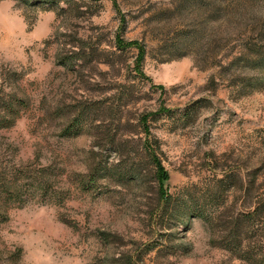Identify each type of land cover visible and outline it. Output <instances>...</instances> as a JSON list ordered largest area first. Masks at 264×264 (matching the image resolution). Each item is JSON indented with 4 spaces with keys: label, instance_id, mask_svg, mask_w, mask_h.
I'll return each instance as SVG.
<instances>
[{
    "label": "rangeland",
    "instance_id": "374dc122",
    "mask_svg": "<svg viewBox=\"0 0 264 264\" xmlns=\"http://www.w3.org/2000/svg\"><path fill=\"white\" fill-rule=\"evenodd\" d=\"M262 27L264 0H0V264H249L207 219L264 196V86L217 62ZM41 169L52 195L3 187Z\"/></svg>",
    "mask_w": 264,
    "mask_h": 264
},
{
    "label": "trees",
    "instance_id": "16d2710c",
    "mask_svg": "<svg viewBox=\"0 0 264 264\" xmlns=\"http://www.w3.org/2000/svg\"><path fill=\"white\" fill-rule=\"evenodd\" d=\"M29 1L30 0H23L24 4H28ZM60 1L61 0H52V2L55 4H59ZM221 11V7L216 9L217 23L221 22ZM252 29L256 30L258 28L254 27ZM187 40V44L194 42L196 40L195 35L187 38L186 41ZM235 40L236 43H238V51L233 54L231 58H227V60L222 58L217 60L221 67L220 71L225 75H229V85H236L243 91L264 86V27H262L255 36L236 38ZM182 45L183 44H181V46ZM185 55L186 54H181V56H176V58ZM61 63L64 65H70L71 60H69V58H65L61 61ZM137 69L139 70L140 76L148 79V77H146L141 71L140 66H138ZM22 105H24L23 102L14 97H9V99L6 101H0V108L2 111V115H0V122L6 125L13 124L16 121L17 113H19V107ZM159 111L160 110L154 112V114ZM147 119L148 114H144L141 117L140 122L146 126ZM79 123L80 121L78 118L74 119L72 123L67 126L66 132L68 133L71 129L78 126ZM146 141H149L148 138H146ZM147 142H144V144H147ZM147 151H149L148 147ZM148 157L156 167V176L159 186L160 188H163L164 182L168 179L167 175L165 174L164 167L153 150L148 153ZM105 170V166H95V168H92L89 171V177L86 175L87 182L89 184L95 185L98 180L104 176ZM49 175V171H46V169H41L38 175L35 177L29 176L22 184L10 182L7 183V186L3 185V187L11 193V198L14 197V199H17L18 201H21V194L24 191L34 189L35 186L36 189L41 191L42 195L43 193L52 195L54 194L55 190L49 184V180L51 179V176ZM120 178L135 180L140 179L139 172L135 173L133 170H121ZM80 183L84 184V180H82ZM198 215L204 217L203 213L201 212ZM3 217L5 218V216ZM213 219V222L211 218L207 219V223H209V225L211 223V227H214L213 233L219 238V244L222 248L226 249L227 251L234 254L235 257L246 261L249 264H264V239L262 237V239L258 241L254 240L257 236L262 235L261 233H264V196H260L256 200L252 209L248 210L242 215H236L231 219H225L222 215H219ZM115 261L119 260L116 259Z\"/></svg>",
    "mask_w": 264,
    "mask_h": 264
}]
</instances>
